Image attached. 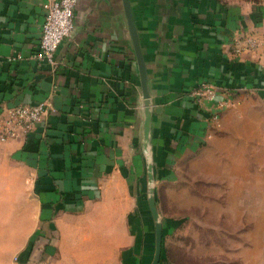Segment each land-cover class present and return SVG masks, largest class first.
<instances>
[{
  "label": "crops",
  "instance_id": "1",
  "mask_svg": "<svg viewBox=\"0 0 264 264\" xmlns=\"http://www.w3.org/2000/svg\"><path fill=\"white\" fill-rule=\"evenodd\" d=\"M46 2L0 0V109L48 105L33 131L0 141V205L32 224L28 239L68 233L95 264H150L137 226L145 154L160 164L195 150L208 139L211 113L222 111L223 123L235 113L199 105L190 92L200 82L216 84L218 102L233 106L249 94L239 86L264 99V2L130 0L146 89L124 0L78 1L57 69L35 58ZM243 34L259 46L235 53ZM28 138L37 151L25 150ZM155 172L171 174L166 164Z\"/></svg>",
  "mask_w": 264,
  "mask_h": 264
},
{
  "label": "rangeland",
  "instance_id": "2",
  "mask_svg": "<svg viewBox=\"0 0 264 264\" xmlns=\"http://www.w3.org/2000/svg\"><path fill=\"white\" fill-rule=\"evenodd\" d=\"M244 93L241 104L227 107L235 113L225 123L222 111L216 122L209 117L208 139L195 150L152 160L155 171L166 164L170 175L155 172L150 182L145 162L137 226L143 249H151L150 264L156 250L150 186L166 234L159 264H264V99ZM9 212L0 205V264H95L84 241L68 233L37 237L28 255L32 224L15 222Z\"/></svg>",
  "mask_w": 264,
  "mask_h": 264
},
{
  "label": "built area",
  "instance_id": "3",
  "mask_svg": "<svg viewBox=\"0 0 264 264\" xmlns=\"http://www.w3.org/2000/svg\"><path fill=\"white\" fill-rule=\"evenodd\" d=\"M78 0H47L44 5L46 10L45 22L42 27V33L38 51L35 58L41 62H47L54 69L60 66L56 59V53L65 39H67L75 29V11ZM260 40L252 34L237 35L232 45L234 52L239 53L242 50L253 51L258 48ZM236 92L246 90L247 86H239ZM230 91H227L229 93ZM191 96L202 103L205 100L215 101L218 108L232 104V100L226 99L219 101L218 87L216 84L203 81L194 87ZM219 112L210 114V119L216 122L219 119ZM48 113V105L45 102L37 104H20L7 106L0 109V141H7L16 137L20 131L30 133L38 123H40Z\"/></svg>",
  "mask_w": 264,
  "mask_h": 264
},
{
  "label": "water",
  "instance_id": "4",
  "mask_svg": "<svg viewBox=\"0 0 264 264\" xmlns=\"http://www.w3.org/2000/svg\"><path fill=\"white\" fill-rule=\"evenodd\" d=\"M124 6H125V12L127 16V20L132 32L133 36V41H134V47H135V52L137 55L139 67L142 73V79H143V84L144 88H147V67L146 63L144 60L143 56V50L141 46V40L139 36V32L137 29V25L134 19L132 7L130 0H124ZM149 129H147V134H149ZM149 137V135H148ZM147 157V171H148V179L151 181H154V176H155V168L152 162L154 160L152 153L147 152L146 154ZM155 161V160H154ZM148 191H150V195L148 196V203L149 207L152 211V214L154 215L155 218V229H156V250H155V256L153 259L152 264H159L160 260L162 258V253H163V245H164V224L162 221L159 220V211L157 208V203H156V198H155V187L150 186L148 188Z\"/></svg>",
  "mask_w": 264,
  "mask_h": 264
},
{
  "label": "trees",
  "instance_id": "5",
  "mask_svg": "<svg viewBox=\"0 0 264 264\" xmlns=\"http://www.w3.org/2000/svg\"><path fill=\"white\" fill-rule=\"evenodd\" d=\"M33 144V145H32ZM39 142H34L33 139L31 138H28L27 140V143L25 144V150H28V151H37L39 149ZM165 230V229H164ZM165 231H164V238H165ZM39 236H42L39 234V232H35L34 235L31 237V240L33 243H31V246L29 247V251L28 252V255L31 254L32 250H33V244L35 243V240L37 239V237ZM164 251V250H163ZM164 255V252L162 253V259H161V262L163 263V256Z\"/></svg>",
  "mask_w": 264,
  "mask_h": 264
},
{
  "label": "flooded vegetation",
  "instance_id": "6",
  "mask_svg": "<svg viewBox=\"0 0 264 264\" xmlns=\"http://www.w3.org/2000/svg\"><path fill=\"white\" fill-rule=\"evenodd\" d=\"M79 1V0H78Z\"/></svg>",
  "mask_w": 264,
  "mask_h": 264
}]
</instances>
